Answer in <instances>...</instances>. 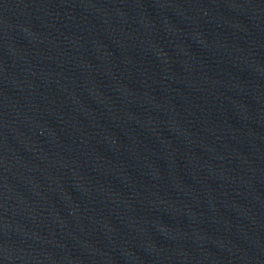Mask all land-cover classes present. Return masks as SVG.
Returning a JSON list of instances; mask_svg holds the SVG:
<instances>
[{"label": "water", "instance_id": "obj_1", "mask_svg": "<svg viewBox=\"0 0 264 264\" xmlns=\"http://www.w3.org/2000/svg\"><path fill=\"white\" fill-rule=\"evenodd\" d=\"M0 264H264V0H0Z\"/></svg>", "mask_w": 264, "mask_h": 264}]
</instances>
